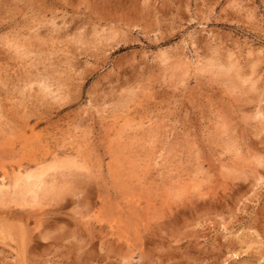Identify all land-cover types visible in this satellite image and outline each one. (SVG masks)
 Returning a JSON list of instances; mask_svg holds the SVG:
<instances>
[{"label":"rangeland","instance_id":"374dc122","mask_svg":"<svg viewBox=\"0 0 264 264\" xmlns=\"http://www.w3.org/2000/svg\"><path fill=\"white\" fill-rule=\"evenodd\" d=\"M0 264H264V0H0Z\"/></svg>","mask_w":264,"mask_h":264}]
</instances>
